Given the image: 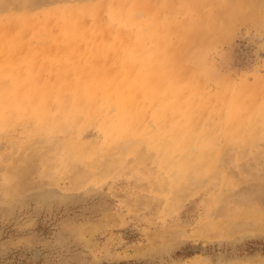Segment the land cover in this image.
<instances>
[{
    "label": "rangeland",
    "instance_id": "rangeland-1",
    "mask_svg": "<svg viewBox=\"0 0 264 264\" xmlns=\"http://www.w3.org/2000/svg\"><path fill=\"white\" fill-rule=\"evenodd\" d=\"M262 48L264 0H0V264H264Z\"/></svg>",
    "mask_w": 264,
    "mask_h": 264
},
{
    "label": "bare ground",
    "instance_id": "bare-ground-1",
    "mask_svg": "<svg viewBox=\"0 0 264 264\" xmlns=\"http://www.w3.org/2000/svg\"><path fill=\"white\" fill-rule=\"evenodd\" d=\"M83 8V7H82ZM73 12V11H72ZM109 14V13H108ZM107 14V15H108ZM77 16V15H76ZM61 17V16H60ZM79 18V17H78ZM122 18V17H121ZM138 18V17H137ZM63 20V19H62ZM65 20V19H64ZM123 20V19H122ZM133 20V19H132ZM73 21V20H72ZM100 21V20H99ZM98 21V22H99ZM74 22V21H73ZM78 22V21H77ZM129 22V21H128ZM67 23V22H66ZM75 23V22H74ZM97 23V22H96ZM125 23H126V21H125ZM152 23V22H151ZM154 23V22H153ZM80 24H82V22L80 23ZM143 24V23H142ZM86 25V24H85ZM92 25V24H91ZM96 25V24H95ZM65 26V25H64ZM79 26V25H78ZM87 26V25H86ZM106 26V25H105ZM152 26V25H151ZM83 27H85V26H83ZM88 27V26H87ZM111 27V26H110ZM100 28V27H99ZM143 28V27H142ZM67 29V28H66ZM85 29H87V28H85ZM97 29V28H96ZM153 29V28H152ZM152 29H151V31H152ZM92 30V29H91ZM145 30V29H144ZM89 31H90V29H89ZM159 31V30H158ZM85 32V31H84ZM102 32V31H101ZM115 32H117V31H115ZM68 34V33H67ZM70 34V33H69ZM93 34V33H92ZM163 34V33H162ZM63 35V34H62ZM81 35V34H80ZM79 35V36H80ZM95 35H98V34H95ZM61 36V35H60ZM93 36V35H92ZM63 37V36H62ZM65 37V36H64ZM117 37V36H116ZM128 37V36H127ZM100 38V37H99ZM81 39V38H80ZM89 40V39H88ZM101 40V39H100ZM88 42V41H87ZM101 42V41H100ZM99 42V43H100ZM108 42V41H107ZM106 42V43H107ZM105 43V42H104ZM95 44V43H94ZM114 44V43H113ZM96 45V44H95ZM100 45V44H99ZM23 53V52H22ZM259 54H261V55H263L264 54V48H262V49H260L259 50ZM166 69V68H165ZM167 72V71H166ZM180 76V75H179ZM95 77V76H94ZM98 77V76H97ZM177 78V77H176ZM100 80V79H99ZM185 80V79H184ZM97 81V80H96ZM183 82V81H182ZM93 83V82H92ZM107 83V82H106ZM176 83H177V81H176ZM186 84V83H185ZM154 84L151 82V81H149V83L147 84V85H142L141 84V82H139V84H138V89L141 87V88H144V87H146V91H148V92H151L153 89V86ZM174 85V84H173ZM91 86V85H90ZM177 88V87H176ZM85 90V89H84ZM141 90V89H140ZM172 90V89H171ZM142 91V90H141ZM137 92V91H136ZM118 94H114V95H109V98H110V101H113V102H115V101H117L118 100ZM133 101V100H132ZM136 102V101H135ZM125 103V102H124ZM134 103V102H133ZM125 105V104H124ZM128 105H130V104H128ZM103 106V105H102ZM126 108V107H125ZM137 109V108H136ZM135 109V110H136ZM130 110V109H129ZM81 111V110H80ZM130 112V111H129ZM137 113V112H136ZM131 114V113H130ZM120 117V116H119ZM127 119H128V111L126 110V109H124V110H122V116H121V121H122V124L124 125L125 123H126V121H127ZM129 120V119H128ZM127 124V123H126ZM120 129V128H119ZM118 129V130H119ZM130 129V128H129ZM128 131V130H127ZM125 133V132H124ZM128 133V132H127ZM258 259V258H257Z\"/></svg>",
    "mask_w": 264,
    "mask_h": 264
}]
</instances>
